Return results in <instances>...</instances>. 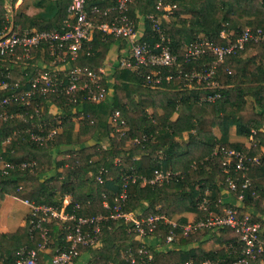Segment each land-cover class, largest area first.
I'll list each match as a JSON object with an SVG mask.
<instances>
[{"label": "trees", "instance_id": "1", "mask_svg": "<svg viewBox=\"0 0 264 264\" xmlns=\"http://www.w3.org/2000/svg\"><path fill=\"white\" fill-rule=\"evenodd\" d=\"M44 1L39 0L37 6L43 4L45 14L28 15L19 10L15 22L36 29L60 26L70 0ZM169 1L175 4L172 18L168 21L162 19L160 24L170 39L171 49L178 52L177 62L187 71L202 70L216 56L208 52L185 61L181 55L182 43L209 38L223 44L225 39L220 36L223 29L233 32L231 36L234 38L246 26L264 28V0ZM3 3L4 0H0V26L4 23ZM162 12L163 9L156 8V0H136L129 11L132 16L136 13L161 15ZM144 23L145 38L154 43L156 37L151 33L150 24ZM113 41L111 37L104 38L99 30H93L91 53L81 54L70 64L97 68L105 60ZM35 59L32 58L30 63ZM10 60L9 57L0 60V73L12 69V79L19 78L23 87H27L28 74L25 71L30 74L33 65L22 70L21 64ZM176 66L170 71L175 73ZM162 73L166 74L167 69L163 68ZM112 75L115 82L112 83L110 99L67 102L66 95L60 93L55 98L61 109L59 122L50 121L48 101L38 98L41 113L34 120L48 119V125L59 126L53 138L42 144L29 139L25 131L29 124L22 118L0 119V139L7 135L11 137L3 156L13 162L33 161L36 165L34 171L13 168L0 175V198L11 194L20 199L61 206L64 195L69 194V208L79 202L82 214H107L125 184L123 211L159 212L184 223L187 211L197 212L198 217L207 215L208 211L197 207L206 189H209L208 210L214 212H221L231 205L242 191V203L251 208L250 218L260 222L259 235L264 239V42L247 43L243 49L217 62L213 79L218 85L214 86L183 78L163 79L158 86H149L143 76L126 68H114ZM9 91L0 90V98ZM216 93L218 95L213 100L201 99ZM22 108L15 103L9 110ZM27 108L32 109L31 106ZM115 111L119 113V120L123 119L119 130L109 121ZM232 125L237 135L252 137L248 146L243 141L228 139ZM215 128L220 131L219 136L214 133ZM221 147L258 157V162H246L245 176L250 185L243 190L241 172L231 173L238 177L237 189L232 195L225 192L227 174L220 164L223 158ZM53 154L67 157L54 159ZM99 168L105 169L103 183L94 180ZM155 170L170 171L171 175L160 183L144 182L143 178L151 179ZM103 193L108 208L102 204ZM101 226L102 245L91 250L88 264H109L110 261L125 264L122 253L128 246L136 245L131 222L109 218ZM27 229L25 222L12 232H0L2 264H10V257L21 244H32ZM169 229L170 225L160 220L154 231L155 237L163 242ZM206 230L182 236L180 242L187 247L178 254L159 252L154 264H170L173 259L188 258L196 262L210 259L211 262L228 264L242 257L237 232L228 226H218L215 231ZM207 232L219 246L232 244L233 247L228 246L222 254L205 248L198 239ZM246 259L238 264H264V250L257 253L255 259Z\"/></svg>", "mask_w": 264, "mask_h": 264}, {"label": "built area", "instance_id": "2", "mask_svg": "<svg viewBox=\"0 0 264 264\" xmlns=\"http://www.w3.org/2000/svg\"><path fill=\"white\" fill-rule=\"evenodd\" d=\"M25 0H4V23L0 26V60L9 57L10 61L22 65V70L33 65L32 72L27 75V87L22 81L12 79L14 73L8 69L0 73V90H10L0 98V119L17 116L29 125L25 127L32 142L44 143L51 140L58 129V125L49 124L51 120H61L59 113H50L49 119L34 120L40 117L41 99H55L60 93L66 95V101L76 102L86 99L99 102L110 99L108 70L101 64L93 69L88 66L71 65L70 62L81 54L89 55L92 49L93 30H99L104 38L117 39L123 45L118 47L116 68H126L144 77L149 86H158L163 79L183 78L196 79L208 86L218 85L213 79L217 62L228 54L243 49L247 43L264 42V28L259 26L244 27L232 38L233 32L221 30L220 36L225 39L223 44H217L209 38H197L181 44L182 57L185 61L196 59L202 54L213 53L216 58L202 70H184L177 62L178 52H174L161 26V20L172 18V8L175 4L169 0H156V8L163 9L161 15L147 13L145 15H130L131 6L136 0H70L67 14L60 26L50 29L25 28L15 22V14ZM104 3V5L100 4ZM150 24L151 33L155 35L154 43L145 38V23ZM35 62L30 63L32 58ZM176 66L175 73L171 72ZM166 68L167 73H162ZM215 95L202 97V100H213ZM20 104L22 110H9L11 104ZM31 106V110H28ZM109 121L119 130V113L115 111ZM254 132V130H252ZM136 139V138H135ZM11 140L10 135L0 139V175L7 174L10 169L34 171L33 161L13 162L3 156L6 145ZM222 160L220 164L225 172L227 188L226 194L236 191V179L231 173L241 172L242 190L250 185L245 176L247 161L258 162V157H250L242 151L221 147ZM105 169L99 168L94 174L97 183H103ZM171 172L164 173L155 170L154 176L143 181L160 183L170 177ZM134 180L135 177L133 176ZM2 187L0 185V191ZM208 190L198 203V209L208 211L205 217L191 219L185 223L177 222L164 213L142 214L139 210L123 211L122 205L126 199V186L115 196L114 204L107 214H82L79 212L81 204L75 202L69 208L71 200H62L61 206L49 203H37L24 198L22 202L28 207L25 222L28 225V236L32 244H21L10 257V264H88L91 250L102 245V222L111 218H122L131 222L134 231L135 246H128L122 253L125 264H154V256L148 240L154 238L156 242L173 246L182 236L189 235L203 229H214L218 226H228L238 233L239 247L242 257L228 264H238L248 259H255L257 253L264 250V239L260 238V224L241 210L243 192L237 194L235 201L222 209L221 212L208 210ZM102 204L109 207L105 194H102ZM223 199V198H222ZM170 225L169 232L163 242L155 237V229L159 221ZM55 226H54V225ZM229 248L233 245L229 244ZM86 257V259H85ZM84 258V259H83ZM112 264V261L109 262ZM176 264H199L192 258L178 261ZM202 264H223L205 260Z\"/></svg>", "mask_w": 264, "mask_h": 264}, {"label": "crops", "instance_id": "3", "mask_svg": "<svg viewBox=\"0 0 264 264\" xmlns=\"http://www.w3.org/2000/svg\"><path fill=\"white\" fill-rule=\"evenodd\" d=\"M31 8H35V5L31 2V0H25L23 2V4L21 5L20 9H18V11L19 10L20 11H24L25 13H27L28 15H30V11H31L30 9ZM136 15H138V14L136 13ZM134 17H136V16H134ZM170 19L171 18L164 19V20L165 21H168ZM144 38H145V36H144ZM121 44L122 43L119 40L114 39V41L112 43V46H111L109 52L107 53V55L105 57V60L102 63L107 68V70L108 71L111 70L112 73H113L114 68H116V64H117L116 57H117L118 47ZM109 75L110 74H108L107 78L109 77ZM109 81H110V79L108 81H105V83L108 85V87H109V84H108ZM109 90H110V97H111V89H110V87H109ZM47 101H48V111H50L52 114L53 113L56 114V113H59L60 112L59 105H57V103L55 102V99H49ZM174 116H175V114H173V117ZM75 121H77V120H75ZM232 126H234V125H232ZM232 126H230L229 131H228V139L230 141H243L245 143L244 139L246 137V138H248L249 142L247 144L245 143V145L248 146L252 142L251 141L252 140L251 139L252 137L251 136L247 137V136L237 135L236 132H235V127L232 128ZM214 133L216 134V136H219L220 135V131L218 130V128H215L214 129ZM104 144H107V143L104 142ZM207 190H209V189H207ZM63 200L64 201L65 200L69 201V200H71V196L69 194H65L64 197H63ZM14 201L19 202V205H20L19 207H16V209H21L22 210V212L20 214V217H21L20 218V221L18 222L17 226H15V229H9L6 225L1 224L0 225V232H12V231L16 230L17 227L23 225V223H24V219H25V216L27 214L28 207L22 202V199L14 196V195H11V194H5L3 198H0V216H1V213L4 216V211H3L4 209H5V213L9 216V218H10V216H12V214L10 215L9 209L8 208H4L3 206H1V203H5V202L14 203ZM234 201L235 200H232V203ZM184 215H185V218H186V221L185 222L191 220V217L193 219H196L198 217V213L197 212H192V211H187V212L184 213ZM171 219L172 220H175L174 218H171ZM216 229H217V227L214 228V229H210V230L211 231H215ZM200 232H205V230H201ZM209 233L210 232H207V235L206 236H202L200 239H198V242H200V243L203 242L202 244H203V246H205V248L211 249V250H218L221 254L225 250H227L228 245L219 246L217 243L214 242V240L210 236H208ZM180 240H181V237L178 239L177 243H175L173 246H170V245H166V244H163V243H158V242H156V240L154 238L149 239L147 242H148V244L150 243V246H151L150 248H151L152 253H153V256H154V261H155V258H156L155 255L158 254L159 252H170V253H173V254L180 253L184 248L187 247V245L186 244L183 245L180 242ZM205 260H210V259H205ZM178 261H181V260L180 259H173L170 264H176ZM204 261L198 262V263L199 264H202ZM261 263H263L262 260H261ZM0 264H2L1 257H0Z\"/></svg>", "mask_w": 264, "mask_h": 264}, {"label": "rangeland", "instance_id": "4", "mask_svg": "<svg viewBox=\"0 0 264 264\" xmlns=\"http://www.w3.org/2000/svg\"><path fill=\"white\" fill-rule=\"evenodd\" d=\"M39 0H31V2L35 5V8H31L30 10V15H33V14H45V11H43L44 9H45V7H44V5L42 4L41 6H37V2H38ZM48 0H45L44 2H47ZM29 5V4H28ZM27 5V6H28ZM112 72H111V70H109L108 71V74H110L109 75V79H110V81H109V87H110V89L112 90V83H114L115 82V79L113 78V75L111 74ZM112 87V88H111ZM148 111L149 112H151V108H148ZM75 126H77V121H75ZM234 126H232V128H233ZM85 140H86V137L84 138ZM87 141V140H86ZM244 141H245V143L247 144L248 142H249V140H248V138H246L245 137V139H244ZM262 151H264V147H262ZM54 156V159H59V158H61V157H67L66 155L64 156V154H53ZM231 195L233 194V193H230ZM263 202V204H264V200L262 201ZM241 205H242V207H241V210L242 211H244V213H246V214H250L251 215V213H252V211H251V208L250 207H247V206H245V205H243V203L241 202ZM1 206H3L4 208H8L9 209V212H10V215L12 214V216H10V218H9V216L5 213V209L3 210L4 211V216L2 215V213H1V216H0V225L1 224H4V225H6L9 229H15V226H17V224H18V222L20 221V214H21V212H22V210L21 209H16V207H19L20 205H19V202H16V201H14V203H11V202H5V203H1ZM193 216V215H192ZM198 218V217H197ZM191 219H193L192 217H191ZM259 222V221H258ZM24 223H25V219H24ZM23 223V224H24ZM259 224H260V222H259ZM203 230H206V229H203ZM201 231V230H200ZM84 259V258H83ZM85 259H86V257H85Z\"/></svg>", "mask_w": 264, "mask_h": 264}]
</instances>
